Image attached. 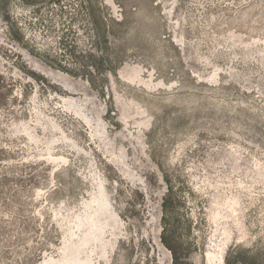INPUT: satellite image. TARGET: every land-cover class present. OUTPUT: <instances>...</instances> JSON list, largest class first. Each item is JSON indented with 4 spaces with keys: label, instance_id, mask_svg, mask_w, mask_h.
Returning a JSON list of instances; mask_svg holds the SVG:
<instances>
[{
    "label": "rangeland",
    "instance_id": "1",
    "mask_svg": "<svg viewBox=\"0 0 264 264\" xmlns=\"http://www.w3.org/2000/svg\"><path fill=\"white\" fill-rule=\"evenodd\" d=\"M0 264H264V0H0Z\"/></svg>",
    "mask_w": 264,
    "mask_h": 264
}]
</instances>
